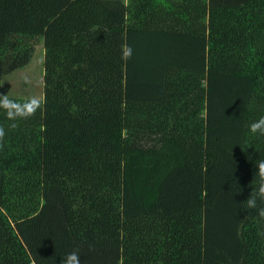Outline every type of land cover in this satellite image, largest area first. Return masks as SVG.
<instances>
[{
    "label": "trees",
    "instance_id": "trees-1",
    "mask_svg": "<svg viewBox=\"0 0 264 264\" xmlns=\"http://www.w3.org/2000/svg\"><path fill=\"white\" fill-rule=\"evenodd\" d=\"M34 40L42 108L0 109V264H264V0H0V80Z\"/></svg>",
    "mask_w": 264,
    "mask_h": 264
},
{
    "label": "clouds",
    "instance_id": "clouds-1",
    "mask_svg": "<svg viewBox=\"0 0 264 264\" xmlns=\"http://www.w3.org/2000/svg\"><path fill=\"white\" fill-rule=\"evenodd\" d=\"M133 55V49L128 45H123L121 48V59L123 61L130 60ZM44 100L40 96H31L25 98L23 101H17L10 98L7 94L0 93V109H3L6 118L10 121H17L18 119H28L33 117L38 110L42 108ZM15 123L12 127H15ZM249 131L252 134L264 135V117H260L258 120L253 121L249 125ZM6 135L5 128L0 126V148H3V141ZM256 176L259 178L256 193L247 198L244 202L248 209H257V199L264 201V160L256 162ZM257 215L261 220H264V208H259ZM264 235V233H261ZM81 253L79 250H73L68 252L61 264H81Z\"/></svg>",
    "mask_w": 264,
    "mask_h": 264
},
{
    "label": "rangeland",
    "instance_id": "rangeland-1",
    "mask_svg": "<svg viewBox=\"0 0 264 264\" xmlns=\"http://www.w3.org/2000/svg\"><path fill=\"white\" fill-rule=\"evenodd\" d=\"M30 43L32 51L28 62L5 74L0 80V93L16 100H24L34 95L42 97L43 48L40 40Z\"/></svg>",
    "mask_w": 264,
    "mask_h": 264
}]
</instances>
